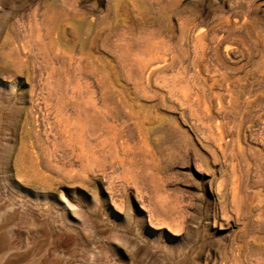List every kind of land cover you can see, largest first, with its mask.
Segmentation results:
<instances>
[{
	"label": "rangeland",
	"instance_id": "1",
	"mask_svg": "<svg viewBox=\"0 0 264 264\" xmlns=\"http://www.w3.org/2000/svg\"><path fill=\"white\" fill-rule=\"evenodd\" d=\"M0 264H264V0H0Z\"/></svg>",
	"mask_w": 264,
	"mask_h": 264
},
{
	"label": "bare ground",
	"instance_id": "2",
	"mask_svg": "<svg viewBox=\"0 0 264 264\" xmlns=\"http://www.w3.org/2000/svg\"><path fill=\"white\" fill-rule=\"evenodd\" d=\"M108 40H109V39H108ZM120 41H121V40H120ZM114 45H115V44H114ZM116 50H117V49H116ZM147 61H148V60H147ZM136 64H137V63H136ZM156 68H157V67H154V65L150 64V66L147 67L146 70L144 69V70L142 71V68H141V71H142V72H141V73L139 72V73H140V75H142V76H144V74L147 73V75L149 76V75H152L153 73H155L154 71L156 70ZM133 69H135V67H134ZM159 69H160V68H159ZM151 78H152V77H151ZM142 80H143V79H142ZM137 86H138V85H137ZM74 91H76V90H74ZM108 93H109V92H108ZM112 93H113V91H112ZM111 95H112V94H111ZM111 95L108 94V97H109L110 99H111ZM113 95H114V94H113ZM115 97H116V96H113V98H115ZM113 98H112V100H113ZM118 99H119V98H118ZM117 101L120 102V99L117 100ZM104 102H105V101H104ZM104 102L102 103L103 106H106V105H107V106H110V105H108V102H107V101L105 102V104H104ZM112 103H113V102H111V106H110V107H112V106L114 107V104H112ZM114 103H115L116 105H119L118 102H117L118 104H117L116 102H114ZM121 103H122V101H121ZM74 106H76V104H75ZM77 106H78V105H77ZM77 106L74 107V109H79V107L77 108ZM95 106H96V105H95ZM103 106H102V107H103ZM121 106H122V105H121ZM117 107H118V106H117ZM119 107H120V105H119ZM119 107H118V108H119ZM87 109H88V108H87ZM89 109H90V106H89ZM89 109H88V110H89ZM91 109L93 110V108H91ZM116 109H117V108H116ZM92 110H91V112L94 113L93 111H94L95 109H94L93 111H92ZM104 110H105V109H104ZM113 110H114V109H113ZM113 110H112V111H113ZM117 110H118V109H117ZM119 110H120V112H124V107H123V110H122V107L119 108ZM119 110H118V111H119ZM86 111H87V110H86ZM96 112H100V110L97 111V109H96ZM105 112H106V111H105ZM115 112H116V111H115ZM120 112H119V115H120ZM87 113H88V112H87ZM89 113H90V112H89ZM92 113H90V114H92ZM125 113H126V112H124V114H125ZM90 114H89V115H90ZM96 114H99V113H96ZM96 114H95V115H96ZM113 114H115V113H113ZM124 114H121V118H123ZM129 114H130V112H129ZM76 115H77V114H76ZM80 115H81V113H80ZM87 115H88V114H87ZM111 115H112V114H111L110 110H109L107 113H105L104 115H101L99 123H100L101 125H103V128H104V127H107V128L109 129V128H112V127H113V126L110 124V123H112V122H110L111 119H110V121L107 119V117H111ZM115 115H116V114H115ZM115 115H112V116H115ZM122 115H123V116H122ZM82 116H84V115H82ZM106 116H107V117H106ZM116 116H117V115H116ZM116 116H115V117H116ZM126 116H127V114H126ZM133 116H134V115H133ZM86 117H87V116H86ZM98 117H99V115H98L96 118H98ZM115 117H113V120H115V119L117 118V117H116V118H115ZM114 118H115V119H114ZM121 118H120V116H119V119H121ZM124 118H125V117H124ZM124 118H123V119H124ZM89 119H90V118H87V124H88V122H90ZM92 119H94V118L92 117L91 120H92ZM123 119H122V120H123ZM94 120H95V119H94ZM97 120H98V119H97ZM116 120H117V119H116ZM122 120H121V121H122ZM117 121H118V120H117ZM91 122H92V121H91ZM91 122H90V123H91ZM94 122H96V121H94ZM109 122H110V123H109ZM118 122H119V121H118ZM118 122H117V126L115 125L116 127H118V125H119ZM122 122H125V121H122ZM90 123H89V124H90ZM137 123H139V122H137ZM95 124H96V123H94V125H95ZM112 124H114V123H112ZM95 126H96V125H95ZM95 126H93V127L95 128ZM94 128H92V129L94 130ZM107 128H105V129L107 130ZM76 129H77V128H76ZM90 129H91V128H90ZM90 129H89V132H90ZM100 129H102V127H101ZM68 130H69V129H68ZM68 130H67V131H68ZM74 130H75V129H74ZM96 130H97V128H95V131H96ZM109 130H110V129H109ZM95 131H92L93 134H91V132H90L89 135H91V137H92V135H95V134H96V133H94ZM102 131H103V130H101V132H102ZM115 131H116V130H115ZM115 131L113 130L114 133H116ZM67 133H68V132H67ZM102 133H103L102 135H104V132H102ZM73 134H74V132L72 133V135H73ZM102 135H101V137H103ZM113 135H114V134H113ZM119 135H120V134H119ZM63 136H65V135H63ZM97 136H98V135H97ZM87 137H88V134H87ZM93 137H94V136H93ZM93 137H92V139H93ZM88 138H89V137H88ZM99 138H100V137H99ZM116 138H117V136H116ZM116 138H115V139H116ZM118 138H120V137L118 136ZM97 139H98V138H97ZM97 139H96V137H94V140H95V141H96ZM112 139H113V138H112ZM113 140H114V139H113ZM116 141H117V140H116ZM114 142H115V141H114ZM73 151H74V150H73ZM74 152H75V151H74ZM93 152H94V151H93ZM93 152H92V153H93ZM96 152H99V150L96 151ZM81 154H82V153H81ZM95 154H96V153H95ZM97 154H99V153H97ZM100 154H101V152H100ZM84 155H85V154H84ZM93 155H94V154H93ZM82 156H83V155H82Z\"/></svg>",
	"mask_w": 264,
	"mask_h": 264
}]
</instances>
